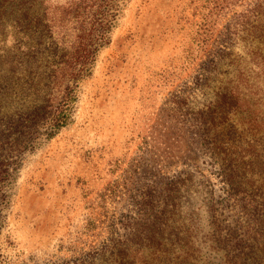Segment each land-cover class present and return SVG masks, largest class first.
Returning <instances> with one entry per match:
<instances>
[{
    "label": "rangeland",
    "instance_id": "374dc122",
    "mask_svg": "<svg viewBox=\"0 0 264 264\" xmlns=\"http://www.w3.org/2000/svg\"><path fill=\"white\" fill-rule=\"evenodd\" d=\"M62 1L45 0L44 6L61 36L70 29L58 8ZM208 2L121 0L107 44L74 87L71 120L51 137L8 132L9 108L24 104L19 111L26 110L49 88L53 103L62 86L59 75L46 87L45 76L28 74L17 63L13 55L19 50L11 41L17 27L0 22V264L74 258L70 264H103L102 256L89 255L84 263L81 255L113 244L112 251L137 249L133 260L130 255L133 263L164 264L156 252L172 255L175 247L150 244L140 224L157 218L164 203L174 200L177 180L182 182L175 199L204 233L196 240L197 263L227 264L229 242L255 217L247 200L264 196V92L257 97L241 88L247 101L233 120H225L227 145L218 156L211 141L203 149L196 142L190 124L217 107L220 87L221 76L204 73V63L240 8L239 1L224 7L204 44ZM230 48L238 57L244 51L237 40ZM217 71L226 69L221 65ZM49 124L47 119L39 127ZM229 168L234 174L226 180ZM171 223L169 217L167 233ZM152 225L157 231L149 227V233L157 237L160 226ZM217 232L218 244L212 240Z\"/></svg>",
    "mask_w": 264,
    "mask_h": 264
},
{
    "label": "trees",
    "instance_id": "16d2710c",
    "mask_svg": "<svg viewBox=\"0 0 264 264\" xmlns=\"http://www.w3.org/2000/svg\"><path fill=\"white\" fill-rule=\"evenodd\" d=\"M208 1L210 7L201 24L200 36L204 44H207L212 34V19L223 12L222 9L228 5L239 1L240 6L233 11L231 21H227L221 33H218L220 34L219 46L209 51L210 55L204 63L205 67L207 66V71L204 73L221 76L218 80L220 87L216 93L218 101L215 106L217 107L209 112L200 113V119L190 124L195 130L196 142L201 147H206V142L211 141L210 147L218 156L219 150L227 145L225 120H233L231 117H235L237 110L247 101L240 94L241 88H249V92L253 91L257 97L260 95L259 91L261 94L264 92V0ZM47 2L51 3L49 0ZM120 2L121 0L58 2V8L65 12H60L62 16H66L64 25L70 27L68 31L63 30V36H61L58 28L51 22L48 11H45V0H0V22L9 21L18 29L14 31L15 36L11 38V41L16 43V51L19 50V53L13 55L18 57L17 63L27 67L28 74L34 71L45 76L46 87L50 86L59 75L62 86V95L53 103L49 97L53 89L49 88L46 90L48 94L45 98L30 102L27 104L30 106L28 109L19 111L24 104L9 108L4 114L6 123L9 125V133L25 134L26 138L45 133L46 137H51L71 120L74 87L78 81L90 74L100 48L107 44L108 32L116 22L120 11ZM235 40L242 43L244 50L239 57L235 56L233 49L230 48ZM221 65H224L226 71H217ZM207 115H215V117L207 119ZM47 119L50 120L49 127L45 130L40 129L39 126ZM219 121L224 124L217 123ZM210 124H216L214 130L210 129ZM227 126L231 127L232 124L227 121ZM233 174L232 168L227 169L226 180ZM181 182L177 180L174 186L176 196L179 194ZM229 187L233 191L236 189L239 191L234 182L229 181ZM240 193L249 195L243 189ZM231 194L234 195L233 192ZM260 195L257 194L258 197ZM176 196L172 202L164 203L157 218L153 216V220L148 219L147 222L140 224V227L144 233H147L144 237L150 244L156 243L157 246L158 243L163 245L169 243L175 247L172 255L171 250L160 249L163 252L161 254L156 252L162 261H167L164 264L169 262L170 264H198L199 249L196 247V240L198 233L202 235L204 233L196 227L191 213L181 209L180 201L175 199ZM247 202L252 208V216L255 217L251 222H245V225L240 226L237 236L232 237L229 242L228 250L224 253L227 264H264V196L256 199L252 197ZM169 217L172 218V225L167 233ZM155 221L157 226H160L157 237L155 234L152 235L154 232L149 233V227L157 231V228L152 225ZM212 240H216L218 244L220 234L217 232ZM114 246L115 244L107 245L102 251H94L92 254L83 253L81 259L82 261L84 259L86 263L85 258L91 255L92 259L102 256L103 264H136L131 260L135 258L137 249L128 252L129 249L125 246L112 251ZM213 246L214 244H211L212 248ZM72 260L66 259L46 264H70Z\"/></svg>",
    "mask_w": 264,
    "mask_h": 264
}]
</instances>
